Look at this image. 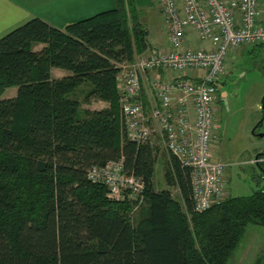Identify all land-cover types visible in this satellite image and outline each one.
<instances>
[{
  "label": "trees",
  "instance_id": "16d2710c",
  "mask_svg": "<svg viewBox=\"0 0 264 264\" xmlns=\"http://www.w3.org/2000/svg\"><path fill=\"white\" fill-rule=\"evenodd\" d=\"M147 49L133 0L63 30L34 18L0 39V264H227L249 225L264 228V189L194 213L189 170L167 152L168 188L154 187L155 148L128 139L117 82ZM93 101L107 107H84ZM119 160L143 183L139 205L87 178Z\"/></svg>",
  "mask_w": 264,
  "mask_h": 264
},
{
  "label": "built area",
  "instance_id": "2783aa9c",
  "mask_svg": "<svg viewBox=\"0 0 264 264\" xmlns=\"http://www.w3.org/2000/svg\"><path fill=\"white\" fill-rule=\"evenodd\" d=\"M261 0H157L167 33L168 50L156 49L123 65L117 76L121 111L128 139L137 144L150 141L152 121L166 152L189 170L194 213H202L227 197L223 180L225 164L212 160L215 139L217 85L225 75V58L242 46L264 45ZM194 31L208 48H190L188 35ZM165 70L149 88L156 101L147 116L139 100L142 77ZM193 114V116H192ZM259 163V160L252 162ZM87 178L102 183L110 200L127 195L142 202L143 183L127 175L122 161L92 167Z\"/></svg>",
  "mask_w": 264,
  "mask_h": 264
},
{
  "label": "rangeland",
  "instance_id": "374dc122",
  "mask_svg": "<svg viewBox=\"0 0 264 264\" xmlns=\"http://www.w3.org/2000/svg\"><path fill=\"white\" fill-rule=\"evenodd\" d=\"M260 2V11L264 12V0ZM133 4L139 23L146 32L147 43L157 49H168L167 33L157 0H133ZM188 40L190 48L200 43L209 47L207 42H199L194 31L188 35ZM40 47L36 46V49ZM225 66V78L218 85L217 92L221 98V112L216 114L215 144H211L212 160L226 165L223 180L227 197L249 196L255 190L264 189L262 170L257 164L249 163L264 153V45L242 46L233 53L228 52ZM143 91L144 95L147 91L151 101L156 99L154 92L151 89L149 91L148 87ZM15 93V88L7 89L1 98H12ZM92 104V107L98 106L96 102ZM148 126L151 131L154 130L155 125ZM260 134L263 136L260 137ZM158 157L164 159L166 150L159 148L157 152L153 178L156 190H164L168 188L164 179V160ZM262 157L264 155L259 158ZM262 162L260 163L264 169ZM169 190L178 199L177 189L172 187ZM183 211L185 212L184 208ZM263 247L264 228L249 225L227 264H255L256 258L264 253Z\"/></svg>",
  "mask_w": 264,
  "mask_h": 264
},
{
  "label": "crops",
  "instance_id": "0c3cea01",
  "mask_svg": "<svg viewBox=\"0 0 264 264\" xmlns=\"http://www.w3.org/2000/svg\"><path fill=\"white\" fill-rule=\"evenodd\" d=\"M115 7H116V0H0V39L9 32H11L12 30L24 25L25 23H27L28 21L34 18L41 19L47 22L52 27L59 30H63L68 25L90 18L96 14L112 10ZM198 47H204V46L203 44L200 43V45L198 44L193 48H198ZM156 49H157L156 47H152V45L148 43V49L143 54H147L149 51H154ZM159 49H165V48H159ZM165 50L168 49L166 48ZM156 73L159 74L165 80H171L172 78H174V75H172L170 72L165 70H159L157 72L148 73L142 77V92L140 94L139 100L142 102V104H145L147 102L145 106L146 108L144 107L145 114L147 112H150L149 111L150 107L154 104V101H156V99L151 101L150 99L151 96H149L147 91H146V95H144L143 90L148 87V90L150 91L149 82L156 75ZM66 75L68 74L65 71L59 69L52 70V76L54 78H62ZM218 96L219 95L217 94V101L214 104V109L216 110V114L221 112V109L219 108L221 98ZM95 102L97 103L98 106L95 107L93 106L94 107L93 108L90 105L87 106L86 109L101 110L107 107L106 104L100 101H95ZM90 104L94 105V101L91 102ZM148 125L154 126L155 124L152 121H149ZM153 129L154 130L152 131V138L150 137L151 139L149 142L155 148L154 151L157 155L159 148H163V149L165 148L156 132V126H154ZM212 144L214 145L215 142H213ZM211 152H212V147H211ZM259 155L260 156L264 155V153ZM166 157H164V159L162 157H158V159L160 160L163 159L165 161ZM257 158L258 157H255L254 160L249 161V163L253 164L252 162L257 160ZM258 160L259 163L261 161H263L262 163H264V157L259 158ZM137 207L138 208H135L132 214V217L134 219L135 218L138 219L143 215L142 212H138L140 209L139 206Z\"/></svg>",
  "mask_w": 264,
  "mask_h": 264
},
{
  "label": "water",
  "instance_id": "95a60500",
  "mask_svg": "<svg viewBox=\"0 0 264 264\" xmlns=\"http://www.w3.org/2000/svg\"><path fill=\"white\" fill-rule=\"evenodd\" d=\"M263 108H264V107H263ZM259 136H260V137H262V136H263V134H260Z\"/></svg>",
  "mask_w": 264,
  "mask_h": 264
}]
</instances>
